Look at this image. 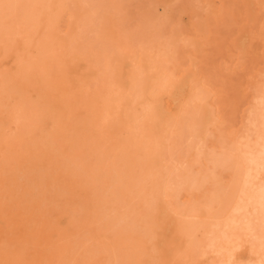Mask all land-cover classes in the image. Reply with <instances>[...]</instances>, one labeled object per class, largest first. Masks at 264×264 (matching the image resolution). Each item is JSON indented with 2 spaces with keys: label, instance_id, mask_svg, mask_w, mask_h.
Returning <instances> with one entry per match:
<instances>
[{
  "label": "rangeland",
  "instance_id": "1",
  "mask_svg": "<svg viewBox=\"0 0 264 264\" xmlns=\"http://www.w3.org/2000/svg\"><path fill=\"white\" fill-rule=\"evenodd\" d=\"M131 38L138 52L114 49ZM0 79V194L32 165L56 192L51 216L70 219L64 234L42 232L33 255L12 212L9 224L0 225V246L24 242L14 261L230 264L243 237L244 195L263 178L264 0H0ZM116 94L122 102L114 117ZM97 97L108 113L101 119L109 116L121 129L90 122ZM172 100L182 107L179 121L166 117ZM206 101L216 144L204 143ZM148 106L152 117L145 115ZM176 121L179 128L171 130ZM212 151L221 162L194 167L203 180L198 190L187 179L189 157ZM124 156L134 163L128 172ZM212 190L219 195L215 207L203 197ZM189 199L200 204L199 213L187 207ZM180 215L188 221L182 259L170 253L172 222ZM155 235L157 247L150 241ZM253 239L239 251L241 264L253 259Z\"/></svg>",
  "mask_w": 264,
  "mask_h": 264
},
{
  "label": "bare ground",
  "instance_id": "2",
  "mask_svg": "<svg viewBox=\"0 0 264 264\" xmlns=\"http://www.w3.org/2000/svg\"><path fill=\"white\" fill-rule=\"evenodd\" d=\"M240 5L242 4L241 2L239 3ZM240 7V6H239ZM241 8V7H240ZM239 8V9H240ZM243 9V8H242ZM242 15V14H241ZM80 22V21H79ZM84 22V20H83ZM89 25H92L91 23H89ZM88 25V26H89ZM90 33V32H89ZM140 34V33H138ZM135 40V38H131L128 39L127 41L116 45L114 47V49L118 50V49H123L126 50L130 53L133 52H138V50H136L135 48L139 47L136 46L135 43L133 42ZM139 40V39H138ZM117 41V40H116ZM118 42V41H117ZM120 42V41H119ZM240 44V43H239ZM142 45V44H141ZM240 46V45H239ZM242 47V45H241ZM158 49V48H157ZM160 49V48H159ZM165 49V48H164ZM227 49V48H226ZM76 50V49H75ZM94 51H96L94 49ZM164 52V51H163ZM126 57V56H125ZM144 57V56H143ZM95 58V57H94ZM117 58V57H116ZM165 58V57H164ZM145 60H147L145 58ZM144 60V61H145ZM98 62V61H96ZM147 63V62H145ZM131 64V63H130ZM148 64H146L145 66L147 67ZM145 67V68H146ZM144 70V69H143ZM147 70V68H146ZM166 69H164L165 71ZM152 71V70H151ZM189 71V70H188ZM192 73L193 71L189 72ZM149 72V70H148ZM155 71H152V74ZM161 72V71H160ZM167 72V71H166ZM165 72V73H166ZM145 73V72H143ZM147 73V72H146ZM151 72H149L150 74ZM163 73V72H162ZM247 73V71H246ZM245 73V74H246ZM130 74V73H129ZM148 74V73H147ZM171 73H169L170 75ZM248 74V73H247ZM103 75V73H102ZM127 75V74H126ZM134 75V74H133ZM144 75V74H143ZM157 75V74H156ZM250 75V74H249ZM107 76V75H106ZM145 76V75H144ZM155 76V75H154ZM186 76V75H185ZM245 76V75H244ZM104 77V76H103ZM148 77V76H147ZM147 79V81L149 82L150 79ZM150 77V76H149ZM158 77V76H157ZM184 77V76H183ZM102 78V77H101ZM105 78V77H104ZM182 78V77H180ZM187 79L188 76L186 77ZM130 79V78H129ZM139 79V77H138ZM156 79V77H155ZM185 79V78H184ZM1 80V79H0ZM105 80V79H104ZM107 80V79H106ZM136 80V79H135ZM157 80V79H156ZM160 80V79H159ZM179 80V79H178ZM130 81V80H129ZM129 81H128V85H129ZM170 79L168 76L163 77L162 79V86L163 87H167L168 84H170ZM191 81V79H190ZM140 82V81H139ZM145 82V81H144ZM157 82V81H156ZM181 82V81H179ZM189 82V81H188ZM187 82V84H188ZM117 83H119L117 81ZM117 83H114V86L117 87ZM153 83V82H152ZM158 83V82H157ZM182 83V82H181ZM190 83V82H189ZM135 84V83H134ZM146 84V83H145ZM120 85V83H119ZM127 85V86H128ZM138 85V84H137ZM140 85H142L140 83ZM154 85V84H153ZM180 85V84H179ZM190 85V84H189ZM110 87H112L111 85H109ZM134 86V85H133ZM146 86V85H145ZM151 86V84H150ZM186 86V85H185ZM136 87V86H135ZM144 87V85H143ZM149 87V86H148ZM171 87V86H170ZM174 87V86H173ZM180 87V86H179ZM190 87H195V86H190ZM28 88V87H27ZM121 88V86H120ZM184 88V87H181ZM186 88V87H185ZM149 89V88H148ZM147 89V90H148ZM161 89V86H160ZM176 89V88H175ZM191 89V88H190ZM118 90V89H117ZM145 90V91H147ZM150 90V89H149ZM148 90V91H149ZM153 90V87H152ZM172 90V89H171ZM174 90V89H173ZM170 91V90H169ZM179 91L176 89V92ZM61 92V91H60ZM59 92V93H60ZM113 92V91H112ZM123 92V91H122ZM139 92V91H138ZM153 92V91H152ZM168 92V91H167ZM167 92H164L167 93ZM182 92V91H181ZM125 93V92H124ZM123 93V94H124ZM148 92H145L144 94H146L147 96ZM155 92H153L154 94ZM174 93V92H172ZM189 93V92H188ZM192 93V92H191ZM190 93V94H191ZM225 93V92H224ZM67 94V93H66ZM122 94V93H120ZM118 93V96L120 95ZM156 94V93H155ZM177 94V93H176ZM183 94V93H182ZM216 94V93H215ZM58 97L60 94H57ZM128 95V94H125ZM151 95V94H150ZM173 95V94H172ZM179 95V94H178ZM184 95V94H183ZM186 95V94H185ZM72 96V95H71ZM145 96V97H146ZM169 96V94L167 95ZM196 96V95H195ZM212 96V95H211ZM63 97V96H62ZM131 97V96H130ZM170 97V96H169ZM173 97V96H172ZM181 97V96H180ZM185 97V96H184ZM14 99H16L15 97H13ZM122 98H125L122 95ZM148 98V96L146 97ZM176 98V97H175ZM182 98V97H181ZM18 99V98H17ZM60 99V98H59ZM108 99V98H106ZM165 99V98H164ZM173 99V98H172ZM195 99V98H194ZM131 100V99H130ZM129 100V101H130ZM148 100V99H147ZM192 99H188L187 103H186V108L189 109L190 103ZM197 100V99H195ZM104 101V100H103ZM99 97H97L95 99V101L92 102V105H90V115L89 118L90 122H98V119H100L101 121H104V128H108V129H114V127H117V122H107L106 120H108L109 116L107 118H105V120L101 119V115H103L104 113L106 115H108L107 113V108H106V103L103 102ZM128 101V102H129ZM132 101V100H131ZM164 101V100H163ZM170 101V100H169ZM209 101V99H208ZM208 101H206V106H205V110H204V126L206 129V135L204 138V143L209 142V140L211 141V144H216L217 142V138L216 136H214L213 133H210L208 131V127L209 126H214L215 125V119L213 117L212 114V110L211 107L208 105ZM61 102V101H60ZM110 102V101H109ZM111 104L113 106V111L110 112V115L113 114H117L120 113V109H121V99L117 98V94L116 97H114L111 100ZM150 102V101H149ZM178 102V101H177ZM186 102V100L184 101ZM194 102V101H193ZM215 102V101H214ZM146 103V102H145ZM164 103V102H163ZM176 101H171L169 103V106L167 108V112H166V117H167V113L168 115H174L177 118V121L180 120L181 117H178V111L177 108L181 107H177L175 104ZM182 103V102H181ZM125 104H126V100H125ZM138 104V103H137ZM123 105V104H122ZM142 105V104H141ZM144 105V104H143ZM151 106V103L149 104ZM181 105V104H180ZM127 106V105H126ZM9 107V105H8ZM136 107V106H135ZM161 107V106H160ZM204 107V106H203ZM123 108H125L123 106ZM137 108V107H136ZM182 108V107H181ZM133 109V108H132ZM135 109V108H134ZM133 109V110H134ZM180 109V108H179ZM185 109V108H184ZM128 110V109H127ZM130 110V109H129ZM165 110V109H163ZM181 110V109H180ZM125 109L123 110L124 113ZM183 111V110H181ZM188 111V110H187ZM31 113V112H30ZM84 113V112H83ZM133 113V112H132ZM159 113V111H158ZM163 113V112H162ZM31 115V114H30ZM81 115V113L79 114ZM146 117L150 116L152 117L153 115V111L152 108H150L149 106L146 108V113H145ZM160 115V114H159ZM164 115V114H163ZM183 115V114H182ZM114 116V115H113ZM130 116V115H128ZM173 116V117H174ZM115 117V116H114ZM127 117V116H126ZM131 117V116H130ZM160 117V116H159ZM161 117H163L161 115ZM125 118V117H124ZM128 118V117H127ZM136 118V117H135ZM164 118V117H163ZM76 119V118H75ZM116 119V118H115ZM126 119V118H125ZM132 119H134V114ZM137 119V118H136ZM166 119V118H164ZM117 120V119H116ZM127 120V119H126ZM139 120V119H137ZM147 120V119H146ZM163 120V119H162ZM52 121V120H49ZM72 121V120H71ZM177 121L174 122L171 125V130L172 128L175 129L176 127H178L177 125ZM48 122V121H46ZM127 122V121H126ZM144 122V121H143ZM164 122V121H162ZM169 122V121H168ZM171 122V121H170ZM169 122V123H170ZM52 123V122H51ZM82 123V122H81ZM167 123V122H166ZM165 124V123H164ZM171 124V123H170ZM161 125V124H160ZM159 125V126H160ZM52 126V125H51ZM123 126V125H122ZM128 126H131V121L129 120ZM133 126V125H132ZM163 126V125H162ZM165 126V125H164ZM125 127V126H124ZM50 128V126H49ZM119 129H121L120 126H118ZM163 128V127H161ZM179 128V127H178ZM164 129V128H163ZM125 130V129H124ZM145 130V129H144ZM144 132V131H143ZM158 134V131L156 132ZM163 133V132H162ZM172 133V132H171ZM170 133V134H171ZM215 133V132H214ZM102 134V132H101ZM130 134V133H129ZM127 134V135H129ZM166 134V133H164ZM124 136V135H123ZM145 136V135H144ZM149 136V134H148ZM171 136V135H170ZM146 139V138H145ZM264 139V138H263ZM147 140V139H146ZM152 143L153 141L150 140ZM216 141V142H215ZM156 142V141H155ZM10 143V142H9ZM168 143V142H167ZM155 146V145H154ZM4 148V147H3ZM6 149V148H5ZM214 151V150H213ZM209 152L207 154H204L203 152H196V153H192L189 157V167H188V171L187 172V179L189 181L190 184L196 185L198 190H202L203 189V180L200 183V179L197 178L198 175H196L193 172V169L195 166L199 165L201 163L202 160H205L207 163H219L221 162V159L219 157H217L214 152ZM20 154V153H19ZM124 154V153H123ZM54 156V155H53ZM52 156V157H53ZM95 159V158H94ZM83 161V160H82ZM93 161V160H92ZM140 161V160H139ZM258 168H259V174L261 177L262 175V179L261 182L256 183L253 187L249 188V191L246 192L245 196V203H244V219H243V237L242 238H238V242L236 243V245L234 246V253L231 256V262L230 264H241V254L242 252H239L243 249V246H245L246 243H249V241H251V239L253 237H255V239H253V241L255 242V244L253 245V259L251 260L250 264H264V140H263V150L262 153L259 157V161H258ZM174 164V163H173ZM123 165L126 167H123L125 171H127V169L130 170V167L133 164H129L128 159L124 156L123 158ZM34 167H28L27 170H29L28 172H24L18 176H16L15 178H12L10 180L9 183H7L5 185V189L3 190L4 192L0 194V225L3 224H9V216L10 214L13 212L15 216L18 217V221L20 222V229H19V234L24 237L26 240V243H31L33 244L32 248L34 249V254L36 255L38 254L36 251L37 246H38V242L40 239V235L42 232L48 230L49 233L50 232H56V233H66L68 231V223H70V219L68 218V216H51L52 211L56 210L57 208V199L56 197V192L49 186L47 185L46 179L48 178L47 175L44 174H40V173H34ZM8 170V169H7ZM166 170V169H165ZM139 171V170H138ZM128 172V171H127ZM197 172V171H196ZM93 175L94 173L91 172ZM102 173V172H101ZM100 173V174H101ZM116 173V172H114ZM120 174V173H119ZM102 175V174H101ZM165 176L168 177L167 180V184H169L170 180H172L171 178V174L168 173V171L165 173ZM202 177V176H201ZM258 177V176H257ZM258 177V178H259ZM49 179V178H48ZM100 180V178H98ZM102 179V178H101ZM202 179V178H201ZM162 181H164L162 179ZM100 183V182H99ZM109 184V183H108ZM172 184H174V182H172ZM116 186V185H115ZM99 187V186H98ZM134 187V186H133ZM108 188V187H107ZM112 188V187H111ZM60 190H57V195L59 196ZM217 192V191H216ZM215 191H203V197L205 198V202L207 203V206L209 207H215L218 203V199H219V195L216 193ZM110 197V196H108ZM114 201V200H113ZM187 207L192 211L197 213L200 209V204L197 201H194L193 199H189L187 201ZM117 208V207H116ZM96 209V208H95ZM120 210V209H119ZM120 212H122L120 210ZM127 212V211H126ZM146 213V212H145ZM199 213V212H198ZM261 213L260 218H258V215ZM146 216V215H145ZM186 216V215H185ZM255 216H257V218H255ZM192 218V217H190ZM45 219H48L45 220ZM157 219V218H156ZM198 219V218H197ZM259 219V220H258ZM202 220V219H201ZM257 220V221H256ZM46 221V223H45ZM157 221V220H156ZM201 222V221H200ZM45 223V224H44ZM87 223V222H86ZM121 223V222H120ZM158 223V222H157ZM199 223V222H198ZM188 221L186 220V217L180 215L178 217H176L173 222H172V229L173 230V239L171 240V242L173 241V246L172 248H170L172 250H170V253H172V256L174 258H179L182 259L184 258V240H183V235L182 233L185 232L186 227H187ZM72 225V223H71ZM95 225V224H94ZM121 225V224H120ZM191 225V224H190ZM49 226V228L47 229V227ZM70 226V225H69ZM96 226V225H95ZM145 226V225H144ZM4 227V226H3ZM94 227V226H93ZM6 228V227H5ZM3 228V229H5ZM92 228V225L91 227ZM156 229V228H155ZM113 230V229H112ZM81 231V230H80ZM84 231V230H83ZM94 232V229L92 230ZM156 232V231H155ZM96 233V232H95ZM13 234V233H12ZM102 234V233H101ZM100 234V235H101ZM157 234V233H156ZM172 234V233H171ZM178 234V235H177ZM56 235V234H55ZM54 235V236H55ZM110 235V234H109ZM108 235V236H109ZM52 237V235H51ZM103 237V236H102ZM108 238V237H107ZM55 239V238H54ZM81 239V238H80ZM101 239V238H100ZM76 240V239H75ZM89 238H87L86 241H88ZM95 240V239H94ZM103 240V239H102ZM150 241H151V245L152 246H159L160 243L158 241V238L156 237H150ZM101 242V240H100ZM110 242V241H109ZM112 242V243H111ZM110 243L113 244V241H111ZM252 242V241H251ZM1 243V242H0ZM55 243V242H54ZM53 243V244H54ZM64 243V242H63ZM159 243V245H158ZM24 244V242H23ZM23 244H20L17 242H10L9 240L5 241L4 244L2 246H0V264H18L19 260L14 258L18 256V254L20 253V247H22L23 249ZM50 244V243H49ZM104 244V242H103ZM252 244V243H251ZM58 245V244H57ZM66 245V244H65ZM88 245V244H87ZM172 245V243H171ZM250 245V244H249ZM81 246V245H80ZM80 246H78L80 248ZM112 246V245H111ZM76 247V248H78ZM114 247V246H113ZM112 247V248H113ZM117 247V246H116ZM151 249V247H149ZM83 249V248H82ZM138 249V248H137ZM148 249V248H147ZM188 249V248H187ZM127 250V249H126ZM149 250V249H148ZM186 250V249H185ZM36 251V252H35ZM159 251V250H158ZM22 253V252H21ZM79 254V253H78ZM115 254V253H114ZM160 254V252L158 253V255ZM251 254V253H250ZM243 256V255H242ZM187 257V256H186ZM92 258V257H91ZM96 258V257H95ZM100 258V257H99ZM102 258V257H101ZM108 259V258H107ZM184 261V260H181ZM116 262V261H115ZM119 264L120 262L117 261ZM173 262V261H172ZM124 263V262H123ZM148 263V260H147ZM184 263V262H183ZM174 264H179V262L174 263ZM244 264V263H243Z\"/></svg>",
  "mask_w": 264,
  "mask_h": 264
}]
</instances>
